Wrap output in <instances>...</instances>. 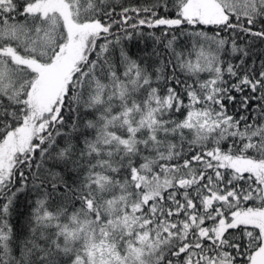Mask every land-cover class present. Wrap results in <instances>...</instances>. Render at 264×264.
Segmentation results:
<instances>
[{
  "label": "snow or ice",
  "instance_id": "1",
  "mask_svg": "<svg viewBox=\"0 0 264 264\" xmlns=\"http://www.w3.org/2000/svg\"><path fill=\"white\" fill-rule=\"evenodd\" d=\"M0 264H264V0H0Z\"/></svg>",
  "mask_w": 264,
  "mask_h": 264
},
{
  "label": "trees",
  "instance_id": "2",
  "mask_svg": "<svg viewBox=\"0 0 264 264\" xmlns=\"http://www.w3.org/2000/svg\"><path fill=\"white\" fill-rule=\"evenodd\" d=\"M120 2L122 3H135L136 0H120ZM141 2H143V0H141ZM209 32L211 34V30L209 29ZM151 41H148V47L149 49L151 48ZM140 48H143L144 47V43L141 42L140 45H139ZM131 51L133 53H135L137 51V47L135 45L132 46L131 48ZM28 207H27V203L25 202V199L23 196H21L20 198V203H19V207H18V210H17V213H15L12 217V223L14 225H19L20 223L23 222V219H24V215H20L21 213L22 214H27L28 212Z\"/></svg>",
  "mask_w": 264,
  "mask_h": 264
}]
</instances>
